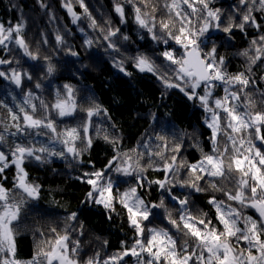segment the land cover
Segmentation results:
<instances>
[{"label":"trees","instance_id":"trees-1","mask_svg":"<svg viewBox=\"0 0 264 264\" xmlns=\"http://www.w3.org/2000/svg\"><path fill=\"white\" fill-rule=\"evenodd\" d=\"M172 2L173 0H151L147 8L143 4L136 5L142 11L150 13L151 5L156 6L154 32L157 36L162 34L159 22L168 20L170 15L164 5ZM176 2L179 7L174 11L191 13V9L182 4V0ZM117 3H120L124 9V23H121V17L115 11ZM66 4L80 17L75 23ZM83 4L87 7L91 18L96 20L98 27H90L91 19L85 14L79 0H0V24L8 28L23 22V37L29 50L38 55L37 60L25 56L14 39L7 42V47L0 45V59L12 61L11 64H0V72L6 74L0 77V133L6 139V143L0 144V151L5 152L9 161L12 159L10 150L16 144L37 149L43 146L56 152H66V146L59 142L56 136L70 128H76L80 132L81 139L76 141L75 147L84 149L83 126L86 124L87 136L92 140L91 147L82 151L76 159H73L71 154L66 157L50 158L47 154H41L45 157L43 162L36 161L32 157L24 160L22 167L28 174V182L40 185V198L38 201H29L21 213L20 224L17 227L18 234L15 236V258L20 261L32 259L39 240L54 238L50 232L51 228H55L60 234H64L65 230L68 231L69 248L73 246V241L79 240L80 264H84L89 257H96L97 253L100 264H103L117 252H122L125 246L131 247L137 234L129 224L127 209L118 201L124 192L136 187L138 196L145 201V204L151 206L159 203L162 190L158 185L150 182L164 180L165 173L157 170L162 169L164 161L155 153L163 152L164 157L170 159L175 154L172 148L178 143L182 145L178 160L185 159L188 163H196L201 159L202 154L211 153L212 129L208 127L206 120H211V114L215 111L219 115L221 128L226 127V114L222 108H217L215 105L216 99H221L223 102L225 87L229 92L240 93L239 101L230 100L225 106L238 104L239 110L243 112L247 102L246 92L255 103L252 111H264V53L256 64L251 65L252 72L245 73L250 75L255 83H250L245 92H241L239 85H225L223 82L215 81L208 103L211 111H206L198 98L190 100L179 88H166L158 78V73L141 72L135 67L134 58L144 54L159 66L161 73L168 72V75L175 80L172 71L165 66L167 62L160 53L169 50L179 56L183 49L171 38L168 44H164L162 40H153L152 33L136 23L132 3H127L126 0H83ZM238 4L239 0H212L210 6L221 9L227 17L232 14L233 6ZM240 8L243 12V6ZM172 15L174 16V12ZM253 15L256 22L261 25L259 29L250 25L246 26L243 32L235 29L231 38L226 39L228 34L222 31L226 26L225 22L221 24V29L211 28L206 34L209 40L207 47L201 46L203 52H208L213 47L212 41H214L217 59L221 56L225 57V68L230 75L245 71L249 66L248 57L255 56V48L260 46L258 37L264 35V12L254 11ZM198 16L199 13L191 15L193 25L197 28L203 22L197 19ZM109 27L120 29L117 36L111 38L118 50L109 48V41L104 39ZM101 28L104 29L103 32ZM173 31L175 32V29ZM57 35L63 38V43L57 42ZM123 36L129 39L124 40ZM86 39L93 41L91 47L84 44ZM254 39L257 40L256 46L252 45ZM69 50L78 53V56L70 55ZM244 50H248V57L240 55ZM46 57L49 59L46 60ZM49 62L54 67L50 75L47 74ZM116 62H123L124 69L131 75L121 72L115 66ZM12 69L27 72L32 79L28 80L25 77L21 85L17 86L8 78L12 74ZM177 82L183 84L182 81ZM37 83L40 84L39 88L36 87ZM65 85L73 90L70 99ZM196 93L198 96L205 94L203 84ZM57 99L72 100L75 103L76 109L72 115L64 117L58 115L57 110L52 107ZM41 102L46 107L42 106ZM32 105H35V111ZM96 105L101 111L89 118L84 110ZM21 108L37 119L50 118L54 122L56 132L53 133L46 128H28L23 119L24 113L20 111ZM13 114L18 117L17 120L12 119ZM16 124H19L24 131L18 132ZM12 133L16 134L12 135ZM105 136L108 137L107 140ZM158 137L165 139L161 140ZM237 139L239 140V134ZM217 141L221 150L225 144L231 149V143L223 131L218 133ZM253 142L264 152V146L259 140ZM124 153L132 157L128 163L133 167L138 161L145 169L140 181L134 176L127 177L114 171L116 165L124 164ZM114 156L118 158L113 161V170L109 172L106 166ZM149 163L152 167L148 166ZM100 170L105 172L106 177L113 178L114 186L111 194L115 198L114 212L105 209L102 204L86 200V194L91 190V186L81 178L85 173ZM15 176L16 168L9 164V167L0 174V184L12 190V195L19 200V190L14 189ZM234 176L238 177L239 174L236 173ZM169 179L174 178L169 176ZM178 179L180 181L189 179L186 169H181ZM216 183L226 191L233 193L236 191L235 179H217ZM141 184L143 186H140ZM199 184L205 191L191 194L188 210L192 215L201 217L202 213H207L206 219L211 220L218 229H222V225L216 219L215 207L208 203L214 196L218 201H224L226 205L230 204L233 208L239 209L242 215L258 218L259 214L255 209L245 208L236 201H228L222 192L211 189L209 178L205 177ZM172 191L175 196L183 199L191 190L175 186ZM164 200L166 207L172 212V218L178 219V202H173L167 195H164ZM34 204H38L39 211L33 209ZM73 212L77 214L75 221L68 219ZM81 224H83V235L80 232ZM141 226L145 229L144 237L146 228L157 226L168 230L174 238L179 237L178 244L184 239L169 224L163 209H153L149 220L142 221ZM240 226L243 227L242 221ZM40 232L44 233L43 237ZM122 241L124 245L121 244ZM193 245L194 241L189 240V251ZM238 246L246 249L247 242L241 241ZM135 262L136 257L129 255L120 263Z\"/></svg>","mask_w":264,"mask_h":264},{"label":"snow or ice","instance_id":"snow-or-ice-1","mask_svg":"<svg viewBox=\"0 0 264 264\" xmlns=\"http://www.w3.org/2000/svg\"><path fill=\"white\" fill-rule=\"evenodd\" d=\"M81 7H84L85 14L91 19L90 27H98L94 18L88 13L87 7L84 6L83 0H79ZM127 3L134 5L135 21L141 28H146L149 33H152L153 40H162L164 44H168L169 38L175 41L183 49L182 53L177 56L174 51L165 50L160 53L164 57L166 67L170 69L175 77L168 75V72L161 73L160 68L155 62L147 55L140 54L134 58L135 67L141 72L158 73V78L163 82L166 88H179L184 92L188 99L198 98L206 111H211L208 108L209 97L211 96V88L214 86L215 81L223 82L225 85H239L240 91L245 92L250 83L254 84L255 81L251 80V65L256 64L257 60L262 58L261 54L264 53V35L258 37L260 46L255 48L256 55L248 57V50L240 53L249 59V66L245 71L238 72L235 75L227 73L225 68V57L221 56L217 59L215 42L212 41L213 47L208 52H203L202 45L207 47L209 42L206 36L211 28L221 29V24L226 22V26L222 28L224 33L228 36L226 39L231 38V34L235 29L244 31L246 26H253L259 29L260 24L256 22L253 15L254 11L264 12V0H239L238 5L232 8V14L227 17L224 12L219 8H212L210 5L212 0H182V4L187 5L191 9V13L174 11L179 7L176 0L171 4H165L169 11V19L161 20L159 27L161 35L157 36L154 32L156 28V21L154 13L157 10L154 4L151 5L152 11H142L137 4H143L145 8L149 7L151 0H126ZM258 5V7H257ZM43 6V5H42ZM68 11L73 16L75 23L80 17L73 11L69 5ZM240 6H243L244 11H241ZM115 11L121 17V23H124V9L120 3L115 5ZM174 12V16L172 13ZM199 13L198 20L203 22L197 28L193 25L191 19L192 14ZM223 17V19H222ZM237 20L239 21L237 23ZM151 22V26H149ZM110 25V21L108 22ZM23 22L17 23L15 26L5 28L0 24V45L7 47V42L12 41L23 50V54L32 60H37L38 55L29 50V46L23 37ZM175 29V32L173 31ZM83 31V29H81ZM103 32L104 29L101 28ZM120 29H112L109 27L107 34L104 36L106 41H109L108 47L113 50L116 49L115 43L111 41L112 37L117 36ZM15 33V37H13ZM203 38V39H202ZM122 39L128 40L127 36ZM59 43H63V38L60 35L56 36ZM93 41L86 39L84 44L91 47ZM252 45H257V40L252 41ZM72 56H78V53L69 50ZM48 60L49 58H45ZM10 60L0 59V64H11ZM18 63V62H17ZM121 72L126 75L131 73L126 72L123 67V62H116L115 65ZM54 71L53 65L49 62L47 66V74H52ZM11 79L17 86H20L23 78L28 80L32 76L27 72H20L16 69L11 70ZM4 72H0V77L5 76ZM182 81L183 84L177 82ZM204 85L205 94L198 96L196 89ZM36 87L39 88L40 84L37 83ZM67 90L69 99L72 96V89L64 86ZM59 96V94H57ZM246 104L245 110L241 112L238 104H231L225 106L230 100H240L239 92H229L225 87V96L223 102L221 99H216L215 105L217 108H222L226 114L227 124L225 128L220 126L219 115L212 112V122L208 127L212 129V152L209 154H202L201 159L196 163H188L185 159L178 160V155L182 147L181 144H176L172 148L175 153L166 159L163 152H157L155 155L159 156L164 161L162 170L165 173L164 180H156L150 183L158 185L162 190V197L157 204L151 206L145 204V201L136 195V187L130 188L124 192L119 199V203L127 209L129 224L135 229L137 238L131 247H124L122 252H117L103 264H109V261L114 264H120L126 256L136 257V264H264V152L256 147L254 140H259L261 145L264 146V111L253 112L255 103L251 96L245 92ZM42 106L43 105V102ZM46 107V106H44ZM57 110L59 116H70L75 111V103H67L65 100L57 99V102L52 106ZM35 111V105H32ZM11 111V110H9ZM24 113L23 119L28 128L50 129L53 133L56 132L54 122L50 118L37 119L30 115L23 108L20 109ZM87 116L91 118L94 114H99L101 108L96 105L93 108L85 109ZM106 112V110H104ZM13 120L18 117L13 114ZM18 132L24 131L19 124L15 125ZM230 130V131H229ZM221 131L231 143V149L228 144L221 148L218 145L217 136ZM85 136L83 138L85 143L84 149L75 147L77 140L81 139L80 132L76 128L65 129L63 133H59L56 139L66 146V152H56L50 150L48 147H40L39 149L30 146L16 144L10 150L11 161L4 151H0V174H2L9 164L16 168V176L14 189L19 190L20 199L17 200L12 195V190L6 189L0 184V264H80L79 240L73 241V246L69 248V233L65 230L64 234L57 232L55 228H51L50 232L54 238L41 239L37 242V251L31 260L20 261L15 258V236L17 227L20 224L21 213L29 201H38L40 198V185L29 183L27 180V172L22 167L26 158L32 157L36 161L43 162L45 157L41 154H47V157L60 156L66 157L71 154L73 159L79 157L82 151L91 147L92 140L87 136L88 125L83 126ZM16 133H12L15 135ZM239 134V140L237 139ZM106 140L107 136L104 137ZM164 140V137H158ZM115 143V141H112ZM6 143L5 136L0 133V144ZM239 145V146H238ZM245 145H247L245 147ZM203 153V150L201 149ZM40 153V154H37ZM231 153V154H229ZM124 164L116 165L114 171L127 177H135L140 181L145 171L137 161L136 166L128 163L132 159L127 153H124ZM151 155V154H150ZM118 157L114 156L109 164L106 166L108 171L113 170V161ZM152 167L151 163L148 165ZM181 169H186L189 179L180 181L178 174ZM238 173L239 176L235 177L234 174ZM172 176L174 179H169ZM205 177L209 178V187L215 191L222 192L228 201H236L245 208H253L259 214L257 219L252 216H244L237 208H233L230 204L226 205L224 201H218L214 196L208 201L216 209V219L222 229H218L211 220H207V213H202L201 217L192 215L188 210L190 196L193 192H202L205 189L200 187L199 182ZM84 179L87 184L91 186V190L86 194V200H90L96 204H102L103 207L110 212L115 211L114 197L112 196V189L114 181L111 176H105L103 170L85 173ZM229 180L235 179L236 191H226L220 187L216 180ZM103 181V183H101ZM140 186H143L142 184ZM179 186L181 189L187 188L191 191L188 196L183 199L173 194V187ZM107 193V195H106ZM250 193V194H249ZM164 195H167L173 202L179 204L178 219L172 218V212L166 207ZM34 210L39 211L38 204L32 205ZM227 208V211L224 210ZM153 209H163L169 224H171L177 233H180L184 239L178 244V239L174 238L172 234L166 229L151 228L148 229L149 237L144 242L145 229L141 226L142 221H148ZM69 220H77V214L73 212ZM111 219V216H109ZM243 222V227L240 222ZM80 232L83 235V224L80 225ZM43 237L44 233L40 232ZM189 240L194 241V245L189 251ZM241 241L247 242V248L242 249L238 245ZM107 243V241H105ZM124 245V242H121ZM139 249V251H138ZM144 253L148 254V258L144 259ZM255 253V254H254ZM96 257H89L84 264H100Z\"/></svg>","mask_w":264,"mask_h":264},{"label":"rangeland","instance_id":"rangeland-1","mask_svg":"<svg viewBox=\"0 0 264 264\" xmlns=\"http://www.w3.org/2000/svg\"><path fill=\"white\" fill-rule=\"evenodd\" d=\"M198 90V88L196 89V91ZM67 103H69V104H71V103H73V101L72 100H70V101H67ZM206 122H207V124H209V123H211L212 122V114H211V120H206ZM136 195L138 196V194H137V192H136ZM224 210L225 211H227V208H224ZM151 228H157V229H161V227H148V228H146V235H145V237H144V242L146 243V238L147 237H149V233H148V229H151ZM138 251H139V249H138ZM144 255V259L146 260L147 258H148V254L147 253H144L143 254ZM54 264H56V262H54ZM109 264H114V262H110ZM121 264V263H120ZM123 264H126V263H123ZM129 264V263H128ZM132 264H136V262L135 263H132Z\"/></svg>","mask_w":264,"mask_h":264}]
</instances>
